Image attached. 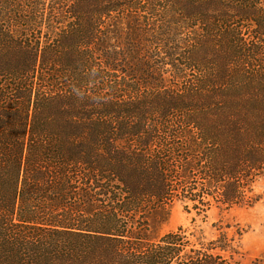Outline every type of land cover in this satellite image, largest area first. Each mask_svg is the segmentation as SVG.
<instances>
[{
    "label": "trees",
    "instance_id": "trees-1",
    "mask_svg": "<svg viewBox=\"0 0 264 264\" xmlns=\"http://www.w3.org/2000/svg\"><path fill=\"white\" fill-rule=\"evenodd\" d=\"M93 2L68 7L69 32L52 13L33 17L39 0H0V264H241L226 234L205 242L183 228L159 232L188 193L203 211L258 201L264 103L187 95L204 99L232 62L264 71V49L251 47L264 44V0ZM130 8L153 17L115 15ZM18 14L25 31L52 37L18 38ZM125 18L133 42L119 43ZM207 49L217 53L211 75L167 102H143L144 88L167 92L165 65L186 81L188 68L203 70ZM178 138L185 143L169 141Z\"/></svg>",
    "mask_w": 264,
    "mask_h": 264
},
{
    "label": "rangeland",
    "instance_id": "rangeland-1",
    "mask_svg": "<svg viewBox=\"0 0 264 264\" xmlns=\"http://www.w3.org/2000/svg\"><path fill=\"white\" fill-rule=\"evenodd\" d=\"M89 1V4L91 5V7H93V0ZM39 2L41 4L37 9V15L33 17H37V20L40 21L42 16L43 18L45 17V15L46 17H49V15L52 13L53 17L56 16L61 21H64V23L62 24H56L59 26V29H62L64 24L65 26L67 24L66 30L68 29V31L70 32V25L72 23L69 24L71 18L68 7L70 5L80 7L78 3L79 0H39ZM26 8L27 7H25V9ZM21 9H23L24 11V7ZM132 9L133 10H131L130 8L123 12L120 11V15H118L117 13L115 15L118 17H123V13H132L134 15H137V18H139L138 20L142 19L143 21H147L148 16L153 17L151 15H146L144 13L145 9ZM45 10L48 11L45 12ZM57 11L63 12V15L58 16V14H54L57 13ZM21 15H26L27 17L31 16L29 11L21 13ZM19 17L20 16L18 14V17L15 18L16 26L14 27L16 31H19V33L20 31L22 32L21 36H17L18 38L22 40H25L27 38L32 39L37 37V35H40V32L43 33V37L45 35L50 38L52 37L47 33L48 29L32 31L28 29V26V31H25L24 29L28 24L27 22L20 20ZM127 21L128 19L125 18V24L124 27H122L121 36L116 40L119 43L130 41L133 42V40L131 39L133 38V36L130 34L131 28L127 24ZM113 24H115V22H113L112 25ZM148 29H150V27L148 24H146L145 30ZM149 39H151V37H149ZM254 46H258L260 49H264V44L262 42L251 44L252 48ZM123 47L121 44L120 48ZM150 50L159 53L156 56L158 61H169V57L166 55V53L162 51L160 52V50L157 51V49H154L153 47H150ZM124 54L127 56L133 55L131 51L127 50L124 51ZM215 55H217L215 51L207 49L205 55L201 57L205 58V66L203 70H200L198 73L196 71L197 66L196 68H188L186 72V81H178L174 79V67L169 64L165 65L167 67H165L164 73L161 72V75L163 74V78L169 77L167 82L168 89L163 90L167 92H160L155 90L149 91L148 89L144 88L141 93L143 102L148 103L147 100L149 99H147V97H150V100L153 103L167 102L165 101V99L171 100L170 95H176V92L178 90L181 91L187 89L189 86L193 85L194 82H197V79H201L206 75H211L214 72V67L210 61L215 59ZM240 61L242 60L240 59ZM232 63L233 65L228 70V72H225L223 74L224 80L207 87L206 91H204V95L206 96L204 97V99H202V94L198 96H193L192 94L187 95V97L192 99V101L189 103H264V75H262V73L264 72L263 69H257L256 67H253V64H250V68H246L244 66L238 67V65L243 62ZM123 73V71H120L119 73L115 74L113 71V73L111 74H106L113 76V78L115 75L117 78L122 80V83L126 84L127 86H133V82H131L130 79ZM105 87V84H102L96 86V89L92 88V90L99 91L100 89ZM174 102L176 103L177 101ZM174 119H176L177 122L183 121V118L180 115H175ZM169 141L171 143H177L180 145L181 143H185V140L183 138H178L176 140L171 139ZM199 181L200 180L197 177H193L190 179V182L193 185ZM253 193L255 197H257L258 201L251 207L236 206L231 209H224L219 208L216 204H214V206L207 211H203L201 209L195 210L192 208L191 204L189 205V202H185L187 201V199L192 197L189 193L187 194V198H175L168 209V220L162 225L159 234L162 235L167 232L176 231L179 228H183L187 229L188 233L193 232L195 234V236L192 237L193 239H196V237L198 236H202L204 237L203 240L205 242L215 240L226 234L225 236H227V239H229V241H232V249L236 251L233 252V257L236 262H240L241 264H264V179L258 180L253 185ZM223 254L226 257L230 255L229 252H223Z\"/></svg>",
    "mask_w": 264,
    "mask_h": 264
}]
</instances>
